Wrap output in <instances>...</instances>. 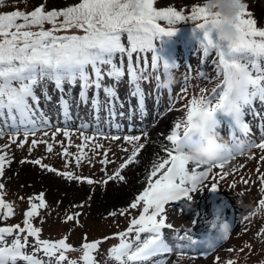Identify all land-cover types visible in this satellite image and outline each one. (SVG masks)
I'll use <instances>...</instances> for the list:
<instances>
[{"label": "snow or ice", "instance_id": "6c2138e0", "mask_svg": "<svg viewBox=\"0 0 264 264\" xmlns=\"http://www.w3.org/2000/svg\"><path fill=\"white\" fill-rule=\"evenodd\" d=\"M156 2L157 0H139L142 6L139 15L128 10L129 0H80L79 3L59 10H47L45 3L42 2L30 12L16 9L0 13V121H3L0 125V138L5 136V129H9V141L16 143L22 132L24 140L19 141L20 148L28 142L29 136L35 137L38 131L50 127V122L39 108L40 96L36 93V88L45 79L53 81L56 90L61 94L64 92L65 83L74 87L77 81H80V99L85 103L88 100V90L94 87L97 99L93 100V107L98 114V96L104 76L118 83L125 74L126 57L129 83L134 86L131 95L139 97L140 107L143 109L144 93L140 81L149 79L143 75L147 70L149 54H151L152 69L159 70L162 63L168 79H171V70L179 67L170 64L157 54L155 42L160 36H174L179 23L191 21L194 31L199 29L203 32V39L200 41L203 55L207 57L215 51L218 56V62L213 63L217 77H223L222 83L212 90L211 96H204L206 89H201L200 96L192 97L187 107L186 118L176 121L171 134L167 136L170 146H164L165 155L152 163L146 187L129 205L118 210L123 216L129 210L140 207L141 214L130 220L125 231L114 234V237L104 238H118L119 243L111 247L108 253V258L117 264H144L158 255L172 253L173 247L164 238L165 229L173 230L174 238L185 242L176 245L179 256L192 251L187 243L192 239L189 229L181 233L174 229L173 224L167 222L166 205L177 206L178 210L183 212L191 207L193 194L202 192L206 185L208 190L218 191L217 181L224 180L228 173H215L214 169H223L235 155L243 154L237 148L241 139L236 132L239 130L244 136L249 132V124L243 120L245 108L251 107L257 99L264 103V66H262L264 27H258V21L253 18V13L248 11L249 5L245 0L238 24L240 38L235 44L214 35L215 25L219 23L218 14L210 13L200 3L193 4L190 12L186 14V10H178L172 6L157 9L154 6ZM5 5L6 0H0V7ZM161 22H166L170 27H163ZM46 24L51 25V28L46 29ZM72 29L80 30L83 34H59ZM125 35L126 43L122 40ZM103 66H107L106 72L102 71ZM93 75L95 79H92ZM199 75L204 77L205 73L200 72ZM156 81L157 89L164 88L160 75L156 76ZM167 90L171 94V86L167 87ZM103 91L109 98L116 96L113 86H104ZM183 91L186 92L187 88L185 87ZM45 99L51 100V96L45 95ZM59 105L67 113L69 105L63 95ZM38 111L39 117L36 116ZM218 113L231 118L230 138L235 147L225 149L222 158L210 166L190 165L181 154V141L189 137L194 130L202 128L216 130L221 123L217 119ZM60 131L61 129L57 128L56 133L52 134L53 140ZM44 135L47 136L48 132L44 131ZM63 135L68 138L70 145L71 132L65 129ZM81 136L83 143L76 146L79 150L76 154L71 153L63 141L59 142L63 148L61 155L66 158V168L71 163L67 158L72 156H75L77 167L83 160L92 162V158L83 149L88 147V142L94 137L83 134ZM111 139L119 140L120 137L112 136ZM140 139L138 135L124 137L125 141L133 143L131 155L114 173H106L102 180L103 184L106 185L109 181L126 182L122 171L137 162L138 154L144 145L140 144L136 147L134 142ZM244 141L248 149L264 150V141L260 143ZM40 143L46 144L49 153L53 151L52 143L43 139H32L29 153ZM8 147V144L0 146V177L5 175L6 167L12 162L8 153L3 151ZM102 147L103 145L94 143L90 150L95 153L96 149ZM261 159L264 160V157ZM25 162L39 165L42 170L56 173L68 181L86 180L88 185L100 183L72 171H59L43 164L42 159L39 158L31 161L21 160L22 164ZM100 163L102 165L109 163L107 152L104 153V159ZM261 179L264 181V177ZM3 189L5 184L0 183V190ZM260 191L264 193V187ZM35 200L39 203L34 202ZM29 203L30 209L24 214V227L20 224L0 226V264H18L20 261L24 264H52V258H55V264H63L68 259L66 253L78 249L67 243V236L57 241L42 239L41 228L33 226V218L39 216L38 209L47 207L44 193H40L37 197H29ZM181 203L183 207L179 206ZM258 203L259 206H264V198ZM80 207H83V204ZM13 215V203L6 201L4 193L0 191V220H6ZM108 215L115 217L117 211H111ZM249 216L250 214L243 219H248ZM67 219L70 221L73 217L69 215ZM224 231L227 239L229 236L227 225H224ZM25 233L22 239V234ZM8 237H13L11 243ZM29 237H34L36 241L32 254L25 251ZM102 243L101 239H97L82 244L81 259L84 264H96L93 253ZM41 250L44 256L49 258L47 261L36 256L35 253ZM201 254L208 255V253ZM215 259L219 261L220 258L216 256ZM68 264H77V261L69 260ZM227 264H234V261L229 260Z\"/></svg>", "mask_w": 264, "mask_h": 264}, {"label": "rangeland", "instance_id": "374dc122", "mask_svg": "<svg viewBox=\"0 0 264 264\" xmlns=\"http://www.w3.org/2000/svg\"><path fill=\"white\" fill-rule=\"evenodd\" d=\"M35 1L42 3L46 0ZM73 1L76 0H51V2L56 3L55 5H65ZM160 1L165 6L171 5L175 1L181 7L183 5L181 3L189 5L199 0ZM245 2L249 5L248 11L255 15L258 27H263L264 0H245ZM117 63H119V59ZM127 63L124 61L125 74L118 83L106 75L104 76L98 96V114L93 109V100L97 99L94 87L88 90V100L85 103L80 99L79 81L74 87L65 83L64 92L61 94L54 89V86L47 90L44 89L47 80L45 79L36 88V93L40 96L41 106L39 108L44 111V117L49 118L50 127L38 131L35 137L29 136L28 142L23 148L18 147L19 141L24 140L22 132L17 142L11 143V145H9L7 131L5 136L0 138V146L8 144L9 147L3 151L12 158L11 164L5 169V175L0 177V183H4L5 188L12 190L23 199L37 197L40 193H44L47 207L42 208V210L46 220L42 221L38 217L33 218V224L35 223L36 227L42 230L41 238L55 241L59 237L67 236V241L75 249L82 247L85 242L101 239L103 243L94 252L96 253L95 258L110 264H117V262L108 258L109 241L113 240V243L117 245L119 240L118 238H104L114 237L115 233L126 230L130 220L141 214L142 208L129 210L123 216L119 214L118 210L129 205L134 197L146 187L152 163L165 155V145L170 146L167 136L171 134L176 121L186 118L190 100L194 95L200 96L201 89H205L201 82L204 78L201 80L194 78L190 81H174L171 85V94H169L167 87L157 89L156 79L147 81L142 79L140 84L144 93V104L143 109H141L139 97L131 95L134 86L129 83L130 76L127 71ZM102 71L106 72L107 66H103ZM104 86H113L116 96L109 98L103 91ZM185 87L187 88L186 92L183 91ZM45 95L51 96V100L45 99ZM61 95L68 101V108H71L74 114L71 125H66L64 124L65 121H62L65 118L67 121L70 120L72 115L68 113V116H63L61 114L63 112L59 105ZM248 108L247 111L250 113L249 132L247 136L238 131L236 134L241 140H246L249 143H260L264 141V103L257 99ZM82 114L84 127L78 129L77 118ZM219 114L221 123L216 130L234 148L230 138L231 118ZM36 116L39 117L40 113L37 112ZM2 124L3 121H0V125ZM57 128L61 131L56 134L53 140L52 134L56 133ZM65 129L71 132L70 145L68 138L63 135ZM44 131L48 132L47 136L44 135ZM81 134L94 137L92 141L88 142V147L83 149L92 158V162L83 160L81 165L77 167L75 156H72L67 158L71 163L66 168V158L61 155L63 148L59 142L63 141L69 151L76 154L79 151L76 146L83 143ZM129 135L141 137L140 141L134 142L136 147H139L140 144L144 145L138 154L137 162L122 171V175L126 177V182L109 181L106 185L103 184L102 180L106 173H114L120 164L124 163L131 155L133 143L124 140V137ZM195 135L199 136V134ZM112 136H119L120 139L113 140L111 139ZM32 139H43L52 143L53 151L49 153L46 144L40 143L29 153ZM192 139L193 136L191 135L183 139L185 147L181 151L194 147ZM198 140L200 141V137ZM94 143L103 145L102 148L96 149L95 153L90 150ZM105 152H107L109 163L102 165L100 161L104 159ZM261 157H264V150L251 148L243 154L235 155L225 164L223 169H214L215 173H228L224 180L217 181L221 191L219 193L212 192L208 190L206 185L202 192L193 194L191 207L186 208L183 212L179 211L177 206L166 205L167 222L173 224L174 229L181 233L189 229L192 238L191 241L187 242L192 251L187 252L184 256H179L176 245L185 242L174 238L173 230H164L166 242L173 247L167 264H225L229 260L234 261V264H259V261L264 259V216L250 215L248 219H243L244 216L249 215L251 209L246 211L237 204V201L242 199L245 204L256 207L259 206V200L264 198V193L260 191L264 187V181L261 179L264 177V160ZM38 158L42 159L43 164L59 171H72L82 177L100 181V183L88 185L86 180L83 182L68 181L56 173L42 170L39 165L28 162L21 163V160L31 161ZM208 183L210 184L211 181ZM34 202L39 203L38 200ZM81 204L83 207H80ZM26 205L27 203L23 202L22 206L17 208L15 217L8 223L0 220V226L7 227L19 224L23 219ZM179 206L183 207V204L181 203ZM111 211H117V215L115 217L109 216ZM69 215L73 216L70 221L67 219ZM224 225L228 226V238L215 247L214 251L206 248L208 241L218 238L219 233L224 230ZM23 235L26 233L22 234V239ZM85 237H87L86 240ZM7 239L11 243L13 237ZM28 241L25 251L32 254L36 241L34 237H29ZM229 249L231 251H228ZM201 253H208V255L204 256ZM35 254L45 261L49 259L44 256L42 250ZM66 256L68 259L63 264H68L69 260H75L77 264H84L79 255L66 254ZM164 256L165 254H162L151 258L144 264H155ZM216 256H219V261L215 259ZM237 257L239 259H236ZM18 264H24V262L20 261ZM52 264H55V258H52Z\"/></svg>", "mask_w": 264, "mask_h": 264}, {"label": "clouds", "instance_id": "9594fccd", "mask_svg": "<svg viewBox=\"0 0 264 264\" xmlns=\"http://www.w3.org/2000/svg\"><path fill=\"white\" fill-rule=\"evenodd\" d=\"M199 3L210 13L218 14L219 23L215 25V35L218 38H224L226 42L238 43L240 38L238 24L244 0H199ZM141 7L139 0H129L128 10L131 13L139 15ZM172 84L171 79L163 82L164 87ZM193 134H199L200 142L194 147L181 151L183 158L192 166H210L222 158L225 149L232 148V145L217 130L202 128L194 130L190 135ZM237 148L243 153L249 150L244 140H240ZM237 204L246 211L251 209L250 215L264 216V206L253 207L245 204L242 199L238 200ZM259 264H264V259L260 260Z\"/></svg>", "mask_w": 264, "mask_h": 264}, {"label": "bare ground", "instance_id": "6f19581e", "mask_svg": "<svg viewBox=\"0 0 264 264\" xmlns=\"http://www.w3.org/2000/svg\"><path fill=\"white\" fill-rule=\"evenodd\" d=\"M135 59V57H133Z\"/></svg>", "mask_w": 264, "mask_h": 264}]
</instances>
